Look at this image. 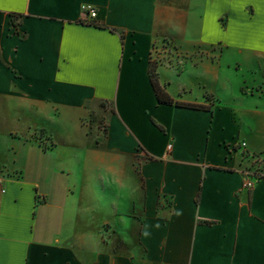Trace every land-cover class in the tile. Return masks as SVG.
<instances>
[{"label":"crops","instance_id":"crops-1","mask_svg":"<svg viewBox=\"0 0 264 264\" xmlns=\"http://www.w3.org/2000/svg\"><path fill=\"white\" fill-rule=\"evenodd\" d=\"M262 33L264 0H3L0 264H264Z\"/></svg>","mask_w":264,"mask_h":264},{"label":"built area","instance_id":"built-area-1","mask_svg":"<svg viewBox=\"0 0 264 264\" xmlns=\"http://www.w3.org/2000/svg\"><path fill=\"white\" fill-rule=\"evenodd\" d=\"M81 11L83 12L86 18L91 19V20L95 19L97 15L96 9L92 7L91 5H83L81 7ZM243 186L246 188H251L253 186V182L251 180H247L246 182L243 183ZM0 191H3L1 179H0Z\"/></svg>","mask_w":264,"mask_h":264},{"label":"trees","instance_id":"trees-1","mask_svg":"<svg viewBox=\"0 0 264 264\" xmlns=\"http://www.w3.org/2000/svg\"><path fill=\"white\" fill-rule=\"evenodd\" d=\"M151 78H154V76H152ZM152 85H153V88L155 90L158 103L169 104L170 102H169L167 95L159 88L157 83L152 81ZM43 137L44 136L42 135V132H39L38 138L42 139ZM46 139L49 140V138H46Z\"/></svg>","mask_w":264,"mask_h":264},{"label":"snow or ice","instance_id":"snow-or-ice-1","mask_svg":"<svg viewBox=\"0 0 264 264\" xmlns=\"http://www.w3.org/2000/svg\"><path fill=\"white\" fill-rule=\"evenodd\" d=\"M3 0H0V6H2ZM249 47H253L252 45H249ZM256 50H264V33L261 34V45Z\"/></svg>","mask_w":264,"mask_h":264}]
</instances>
